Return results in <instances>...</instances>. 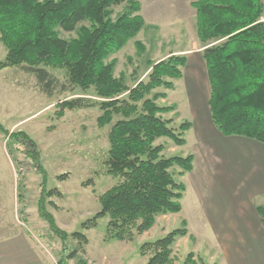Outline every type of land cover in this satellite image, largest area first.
I'll use <instances>...</instances> for the list:
<instances>
[{"label": "trees", "instance_id": "16d2710c", "mask_svg": "<svg viewBox=\"0 0 264 264\" xmlns=\"http://www.w3.org/2000/svg\"><path fill=\"white\" fill-rule=\"evenodd\" d=\"M127 3L126 11L113 19V8ZM196 27L201 43L210 97L211 122L225 137H239L264 145V0H197ZM137 0H0V41L7 52L0 61V70L22 67L38 80L42 92L52 97L57 80L42 66L65 69L70 84L83 94L58 103L59 118L66 111L97 108L98 123L110 126L109 150L104 160L106 174L118 182L101 195L100 210L81 224L84 231L108 219L107 239L132 241L135 234L150 231L158 217L178 214L186 186L175 179L194 170L195 156L163 155L167 139L184 146L185 134L193 124L184 121L178 126L163 115L176 111V105L161 106L174 81L182 79L188 64L186 54L170 53L151 63L147 76L133 87L123 77L116 78V61L109 57L120 51L145 27ZM77 38H60L58 29L72 32ZM139 50H144L137 43ZM93 92V95H88ZM56 106V107H57ZM9 146L28 148L27 156L39 162L33 140L24 131L10 132L0 124ZM22 151V150H21ZM41 172V196L38 214L47 222L52 234L65 248L58 264H69L78 250L70 249V239L88 244L81 231L67 233L60 229L47 209V200L61 196L50 189L44 168ZM67 176L62 175L60 180ZM264 227V207H257ZM187 222L165 236L141 246L146 264H173V247L188 235ZM68 248V249H67ZM76 264H88L78 260ZM184 264H205L189 253Z\"/></svg>", "mask_w": 264, "mask_h": 264}, {"label": "rangeland", "instance_id": "374dc122", "mask_svg": "<svg viewBox=\"0 0 264 264\" xmlns=\"http://www.w3.org/2000/svg\"><path fill=\"white\" fill-rule=\"evenodd\" d=\"M137 1L145 27L108 59V62L116 61L114 75L123 77L129 87L147 76L152 62L174 51L190 53L203 46L197 35L196 9L192 6L197 0ZM126 8L127 3L114 7L112 18L116 19ZM82 25L89 26V23L84 22L72 32L58 29L60 38L68 41L77 38ZM138 42L144 50H139ZM4 52L7 50L0 41V61L5 57ZM42 67L57 80L52 97L42 92L36 76L22 67L0 72V124L7 130L16 124L9 131L26 132L39 154V162H34L26 155L27 147L20 146L21 151L9 146L0 132V263L58 264L59 259L68 254V251L64 253L63 242L52 234L47 222L38 214L42 181L38 165H41L50 189L61 193L47 200V209L57 226L69 234L81 231L89 239L88 244L69 240L70 249L78 250L69 264L81 259L88 264H146L150 255L143 256L141 246L181 227L183 221L187 222L188 235L175 243L173 264H184L189 253H194L195 259L205 264H230V258L221 250L224 239L209 220L204 202L211 188L212 193L216 186L231 188V177L234 187L241 189L239 196H246L251 178L264 170V145L244 138L234 143L235 137H225L214 127L209 128L208 125H212L208 107L210 89L199 56L191 57L190 64L183 70V78L174 81L173 90L160 88L155 91L167 94L166 99L158 101L159 105L177 106L176 111L163 115L172 119L174 126L184 121L193 124L185 134L186 145L176 146L167 139L157 142L165 146L163 155L186 157L193 154L198 172L179 176L180 169H172L175 179L186 186L182 211L158 217L150 231L135 234L132 241L108 240L107 218L99 220L96 228L81 229V224L100 210L101 195L118 182L106 174L104 166L110 147V126L99 125L101 112L97 108L66 111L64 117L59 118L56 114L58 103L81 96L83 92L70 84L65 69ZM30 115L31 118L23 121ZM62 175L67 176L65 180L59 179ZM221 192L223 190H215L209 200L210 209L217 211V217H220ZM255 203L264 206L260 197ZM213 204H218V208ZM26 251L28 254L20 255ZM241 255L252 261V254Z\"/></svg>", "mask_w": 264, "mask_h": 264}, {"label": "crops", "instance_id": "0c3cea01", "mask_svg": "<svg viewBox=\"0 0 264 264\" xmlns=\"http://www.w3.org/2000/svg\"><path fill=\"white\" fill-rule=\"evenodd\" d=\"M172 53L186 54L188 57L187 66L190 64L191 57L199 56V60L205 67L201 50L192 51L190 53H188L187 50H179ZM5 55L6 53L4 52V56ZM197 63L198 67H200V62L198 60ZM8 70H10V68L4 69L0 72H7ZM31 117L32 115H30L28 118L23 119V121H26ZM23 121L19 122L18 124L22 123ZM15 126L16 124L8 130L11 131V129ZM208 126L212 129L214 127L213 124L211 126ZM240 139L241 138L239 137H235L232 142L236 143ZM197 168V159L195 157L194 170L191 172V174H193L194 172H198L196 171ZM230 183L232 185L231 188L226 186H221L220 188L218 186L213 187V193L211 188L209 192H207V202H204L206 203V207H208L206 213H208L209 215V220L214 222V228L220 232V236L224 239L225 244L223 245V249L221 248V250L224 253V256L230 258V264H264V227L261 221V217L256 211L257 207L264 206H258L255 203V200L258 197H260L264 202V170L257 177L251 178V182L248 183L249 190L246 196H239L241 189L234 187V179L232 177ZM215 190H223V192H221V197L222 202L224 201L225 204H222V202H220L221 204L219 203V205H221V209H219L220 217H217V211L214 212L213 208L210 209L209 204L210 196L212 197L214 195ZM213 206L215 208H218V204H213ZM241 212L243 213L241 214ZM10 248H12V245H10ZM10 248H8L7 250H10ZM22 253L20 255H25L28 254V251ZM243 253L252 254V261H249L248 256L242 257L241 254ZM7 257L5 259L8 260ZM0 264L8 263H4L3 261Z\"/></svg>", "mask_w": 264, "mask_h": 264}]
</instances>
